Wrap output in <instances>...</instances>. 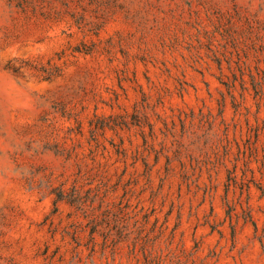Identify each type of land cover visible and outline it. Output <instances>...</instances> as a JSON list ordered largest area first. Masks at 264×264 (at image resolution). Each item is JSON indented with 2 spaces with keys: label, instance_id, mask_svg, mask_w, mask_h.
Instances as JSON below:
<instances>
[{
  "label": "rangeland",
  "instance_id": "rangeland-1",
  "mask_svg": "<svg viewBox=\"0 0 264 264\" xmlns=\"http://www.w3.org/2000/svg\"><path fill=\"white\" fill-rule=\"evenodd\" d=\"M0 264H264V0H0Z\"/></svg>",
  "mask_w": 264,
  "mask_h": 264
}]
</instances>
